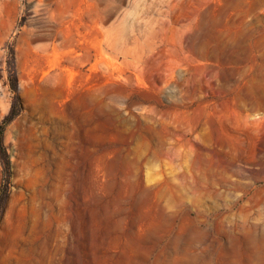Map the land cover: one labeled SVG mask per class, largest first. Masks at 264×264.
Segmentation results:
<instances>
[{
    "label": "rangeland",
    "instance_id": "obj_1",
    "mask_svg": "<svg viewBox=\"0 0 264 264\" xmlns=\"http://www.w3.org/2000/svg\"><path fill=\"white\" fill-rule=\"evenodd\" d=\"M264 0H0V264H264Z\"/></svg>",
    "mask_w": 264,
    "mask_h": 264
},
{
    "label": "bare ground",
    "instance_id": "obj_2",
    "mask_svg": "<svg viewBox=\"0 0 264 264\" xmlns=\"http://www.w3.org/2000/svg\"><path fill=\"white\" fill-rule=\"evenodd\" d=\"M263 109H264V108H263ZM256 116H257V118H259V119H264V112H262V113H260V114H257Z\"/></svg>",
    "mask_w": 264,
    "mask_h": 264
},
{
    "label": "trees",
    "instance_id": "obj_3",
    "mask_svg": "<svg viewBox=\"0 0 264 264\" xmlns=\"http://www.w3.org/2000/svg\"><path fill=\"white\" fill-rule=\"evenodd\" d=\"M1 137H2V130H0V148H1Z\"/></svg>",
    "mask_w": 264,
    "mask_h": 264
}]
</instances>
